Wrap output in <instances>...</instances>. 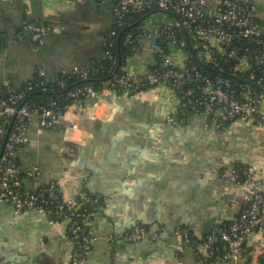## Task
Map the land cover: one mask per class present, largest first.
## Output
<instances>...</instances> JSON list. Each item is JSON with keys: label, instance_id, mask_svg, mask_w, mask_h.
Segmentation results:
<instances>
[{"label": "crops", "instance_id": "obj_1", "mask_svg": "<svg viewBox=\"0 0 264 264\" xmlns=\"http://www.w3.org/2000/svg\"><path fill=\"white\" fill-rule=\"evenodd\" d=\"M218 1L206 0L211 7ZM251 1L264 25V0ZM144 16L140 28L179 21L167 11ZM25 22L50 24L52 30L40 43L29 35L14 40ZM115 23L111 4L100 0H0V85L19 88L37 71L51 81L61 73L93 70ZM150 41L140 37L122 69L144 74L155 62ZM181 58L179 51L173 56L177 64ZM177 103L175 93L159 84L131 95L99 93L82 108L68 106L50 129L37 120L27 124L28 141L17 151L26 188L55 181L67 199L80 190L100 196L84 264H194L195 247L169 231L179 225L204 235L238 215L243 186L220 179V169L255 164L264 182V125L236 120L216 129L200 115L170 124L165 117ZM260 108L264 112V100ZM33 166L37 178L26 173ZM135 225L159 230L157 240L109 241ZM260 238L254 230L243 258L214 264H263ZM70 251L65 221L50 223L41 212L0 205V264H69Z\"/></svg>", "mask_w": 264, "mask_h": 264}, {"label": "built area", "instance_id": "obj_2", "mask_svg": "<svg viewBox=\"0 0 264 264\" xmlns=\"http://www.w3.org/2000/svg\"><path fill=\"white\" fill-rule=\"evenodd\" d=\"M101 1L111 4L118 24L146 10L167 11L179 21L155 22L141 28L139 38L151 40L150 49L159 62L156 68L147 70L140 78L130 70L113 72L102 82L100 90L89 83L71 87L64 96L70 100L67 107L82 108L84 100L95 98L99 93L121 92L127 95L137 86L150 88L162 84L175 93L178 101L175 110L165 117L170 124L183 125L191 116L200 115L205 126L216 129H225L236 120L264 125V112L260 108L264 92L242 81L248 80L264 88V25L251 0H219L214 7L209 6L206 0ZM51 30L50 24L40 26L25 22L13 39L20 40L29 35L32 41L40 43ZM114 35V30L108 31L102 42L106 58L112 56ZM131 37L128 33L125 43ZM177 51L182 55L180 64L173 60ZM225 67L238 83L233 84L229 78L221 76L220 71L226 72ZM87 73L83 70L61 73L53 82L63 88L71 75L83 79ZM239 74H247L248 78H241ZM34 86L32 81L23 88H15L8 83L0 85V205L7 204L19 213L41 212L50 223L65 221L71 242L69 264H84L94 241L89 223L99 197L80 190L74 199H67L55 181L33 190L22 182L23 172L17 151L28 141L25 133L27 124L37 120L42 128L50 129L66 110L52 97L42 105L24 101ZM26 173L37 178L38 168L33 166ZM218 175L222 180L243 186L242 207L238 215L204 235H197L190 228L179 225L169 231L195 247L194 264L240 260L245 256V243L254 230L261 232L258 245L264 248V182L257 165L234 162L223 166ZM158 235L159 230L135 225L108 239L154 241Z\"/></svg>", "mask_w": 264, "mask_h": 264}, {"label": "trees", "instance_id": "obj_3", "mask_svg": "<svg viewBox=\"0 0 264 264\" xmlns=\"http://www.w3.org/2000/svg\"><path fill=\"white\" fill-rule=\"evenodd\" d=\"M101 1V0H100ZM149 10H146L144 12H141L139 14H136L132 16L131 18H126L122 24L115 23L113 28L111 30L115 31V35L113 36V47H112V56L110 58L104 57L103 60L97 65L96 68H94L91 71H88L87 76L83 79L75 77L74 75H71L67 78L66 85L61 88L54 84L53 80L48 81L46 80L43 75H39L38 71L33 74L31 78H29L27 81L24 82V84L20 87L23 88L29 81H32L35 86L27 93L26 98L24 101L29 103H35L36 105H42L45 104L47 99L49 97L55 98L62 109L65 110L67 105H69L70 100L65 98L66 91L74 86L82 85L83 83H89L94 89L100 90L102 89V82L106 80L107 78H110L112 73H120L123 71L122 66L125 62V58L132 55L135 50H138L140 47L139 43V36H140V22L137 25L130 26L137 20H139L144 14L148 13ZM123 31L120 39L118 40V34ZM131 33V39L129 42L125 43V36ZM103 50V48H102ZM158 58L155 57V62L152 64L148 70L156 68L158 65ZM224 71H226V74H222V77H227L230 79V81L235 84L238 83L237 79L233 78L232 75H229L227 72L229 70L225 67ZM241 78L247 79V74H239L238 75ZM140 78V76H138ZM254 81H257L256 79ZM42 82V84H40ZM11 85V84H10ZM148 86H144L143 88H140V86H137L129 92L127 95H131L133 93H136L140 90L147 89ZM116 94H121V92H117ZM241 162H237L239 164ZM88 192V191H87ZM91 195L98 196L94 193L88 192ZM98 203L100 202V196ZM97 203V205H98ZM261 262L264 264V256H261L260 258Z\"/></svg>", "mask_w": 264, "mask_h": 264}, {"label": "water", "instance_id": "obj_4", "mask_svg": "<svg viewBox=\"0 0 264 264\" xmlns=\"http://www.w3.org/2000/svg\"><path fill=\"white\" fill-rule=\"evenodd\" d=\"M155 11H157V10H152V13L155 12ZM143 18H145V16H144V17H141L139 20H137L136 22H134V23L131 24L130 26L137 25L139 22H141V21L143 20ZM122 33H123V31H121V32L118 34V38H117L118 40L120 39ZM220 73H222V74H226V73L223 72V71H220ZM242 81H243L244 83H246V84H248V85H251V86H253V87L259 89L260 91L264 92V88H263L262 86H260V85H258V84H256V83L250 82V81H248V80H242ZM8 133H9V128H8V130L6 131V134H5V137H4V142H5L6 138H7ZM1 150H2V149H1ZM0 154H1V152H0Z\"/></svg>", "mask_w": 264, "mask_h": 264}]
</instances>
